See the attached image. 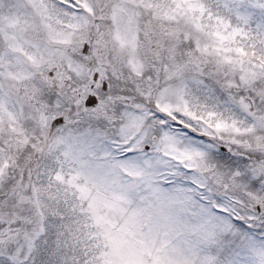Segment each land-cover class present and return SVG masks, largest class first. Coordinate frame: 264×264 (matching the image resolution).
I'll return each mask as SVG.
<instances>
[{
  "label": "snow or ice",
  "instance_id": "6c2138e0",
  "mask_svg": "<svg viewBox=\"0 0 264 264\" xmlns=\"http://www.w3.org/2000/svg\"><path fill=\"white\" fill-rule=\"evenodd\" d=\"M0 264H264V0H0Z\"/></svg>",
  "mask_w": 264,
  "mask_h": 264
}]
</instances>
